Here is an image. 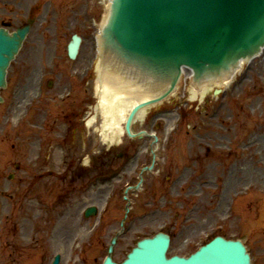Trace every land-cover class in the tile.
I'll list each match as a JSON object with an SVG mask.
<instances>
[{"label": "rangeland", "instance_id": "1", "mask_svg": "<svg viewBox=\"0 0 264 264\" xmlns=\"http://www.w3.org/2000/svg\"><path fill=\"white\" fill-rule=\"evenodd\" d=\"M108 3L0 0V26L12 31L35 17L0 104V264H52L56 255L60 264H102L116 235L120 262L159 231L172 236L170 255L187 256L223 235L242 239L253 264H264V52L230 83L203 94L185 75L173 95L134 123L149 136L108 143L96 71V35ZM74 33L83 42L70 60ZM83 110V126L70 129L67 120ZM54 117L66 135L27 133ZM65 153L70 168L63 167ZM153 159L141 189L126 198L124 190ZM112 172L118 176L109 183ZM89 206L98 213L87 218Z\"/></svg>", "mask_w": 264, "mask_h": 264}, {"label": "water", "instance_id": "2", "mask_svg": "<svg viewBox=\"0 0 264 264\" xmlns=\"http://www.w3.org/2000/svg\"><path fill=\"white\" fill-rule=\"evenodd\" d=\"M107 10L100 42L101 75L115 77V83L130 84L137 93L149 94L141 100L161 94L133 109L126 123L129 134L136 112L167 97L183 66L195 69L196 80H218L241 58L264 46V0H113ZM29 28L27 25L13 34L0 29V87L5 86L7 67ZM79 44L75 36L69 46L71 57L76 56ZM152 85L161 90L152 94ZM169 242L163 233L144 239L122 263L113 261L111 245L103 264H251L240 241L218 237L188 258H168Z\"/></svg>", "mask_w": 264, "mask_h": 264}, {"label": "bare ground", "instance_id": "3", "mask_svg": "<svg viewBox=\"0 0 264 264\" xmlns=\"http://www.w3.org/2000/svg\"><path fill=\"white\" fill-rule=\"evenodd\" d=\"M107 10V9H106ZM108 13V10L106 14ZM244 63L241 62L236 67V72L243 67ZM98 71V81H97V90L98 93H100V105L103 107V112L105 115V123L104 126L106 127V132L103 133V137L107 142H115L117 140H120V136L122 135L121 126L119 127L118 122L120 120L116 121V115L121 116V120H124L125 117H128V114H124L127 109L135 104L136 102L140 101L142 98H149V94L144 93H137L130 84H123V83H115V77L111 78H105L101 75L100 72V62L97 67ZM183 74L191 75L190 71L184 70L182 71ZM182 74V76H183ZM225 76V77H224ZM231 74H222V77L224 79L220 82H216L217 80H202L204 82L205 86H202L201 93H205V91L211 87L212 84L216 83H225L229 82L231 78ZM196 94V91H195ZM128 104L124 107V109H121L116 112L119 106L123 104ZM129 112V111H127ZM145 112H141L138 117H143ZM95 119V116H93L89 123H92Z\"/></svg>", "mask_w": 264, "mask_h": 264}]
</instances>
